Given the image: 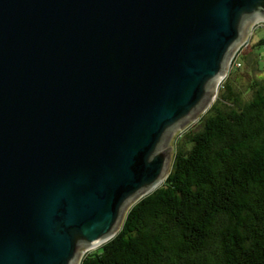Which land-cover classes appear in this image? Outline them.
<instances>
[{
  "label": "water",
  "instance_id": "obj_1",
  "mask_svg": "<svg viewBox=\"0 0 264 264\" xmlns=\"http://www.w3.org/2000/svg\"><path fill=\"white\" fill-rule=\"evenodd\" d=\"M262 19L264 0H0V264L111 239Z\"/></svg>",
  "mask_w": 264,
  "mask_h": 264
},
{
  "label": "trees",
  "instance_id": "obj_2",
  "mask_svg": "<svg viewBox=\"0 0 264 264\" xmlns=\"http://www.w3.org/2000/svg\"><path fill=\"white\" fill-rule=\"evenodd\" d=\"M263 44L249 52L258 64L255 49ZM242 53L231 69L242 66ZM261 80L246 91L232 77L224 81L206 112L175 141L166 179L80 264H264Z\"/></svg>",
  "mask_w": 264,
  "mask_h": 264
},
{
  "label": "rangeland",
  "instance_id": "obj_3",
  "mask_svg": "<svg viewBox=\"0 0 264 264\" xmlns=\"http://www.w3.org/2000/svg\"><path fill=\"white\" fill-rule=\"evenodd\" d=\"M254 24L255 23H253L251 25L249 33H248L246 39L239 45V47L237 48V51H236V54L239 51H243L242 54H244L245 57H246L245 59L242 58V60H241L242 61V66L239 69H231L230 65H228V70L226 71V76L224 77V79L216 87V91H215L211 101L205 107V109L197 117H195L190 123H188L184 128H182L174 136L173 142H172L173 155H172L171 163H170V166H169V169H168L167 173L170 172V170L172 168V165H173L174 151H175V141L182 134H184L185 131H187L189 128H191L200 119V117L206 112V110L209 108V106L213 103V101L215 100L216 96L218 95L219 89L222 87L224 81L228 77H232V79L236 80V82H237L236 86L239 87L240 89L245 90V91H246V89L249 88V85L254 80H257L259 78L262 79L261 83L264 84V77H263L264 76V44L263 45H258L256 47V49H255V51L259 54V62H260L259 64L256 61L253 60L254 55L249 53V52H252L251 48H253L254 44L258 43L261 39H264V26H262V24H264V20L263 21L259 20V22L256 23L257 24L256 28H255ZM249 97L250 96H247V98H249ZM141 197H142V195L140 197H138L133 203H131L130 206L127 208L119 229L121 228V226H122V224L124 222V219L126 217V214H127L128 210L130 209V207L136 201H138ZM100 246H102V244ZM100 246H98L97 248H93V250L91 249V250L87 251L86 253H88L90 251H94L96 249H99ZM83 256L80 258L79 264L81 263V260H82Z\"/></svg>",
  "mask_w": 264,
  "mask_h": 264
},
{
  "label": "built area",
  "instance_id": "obj_4",
  "mask_svg": "<svg viewBox=\"0 0 264 264\" xmlns=\"http://www.w3.org/2000/svg\"><path fill=\"white\" fill-rule=\"evenodd\" d=\"M261 21H263V20H261ZM258 22H259V21L255 22V24H254V25H255V28L257 27V26H256V25H257L256 23H258ZM259 24H260V23H259ZM260 26H261V25H260ZM262 26H264V24H262ZM236 55H237V54H236V52H235V54H234V56H233V58H232V60H231L230 67L233 65V60L235 59ZM237 65L240 66L241 63L237 62Z\"/></svg>",
  "mask_w": 264,
  "mask_h": 264
},
{
  "label": "bare ground",
  "instance_id": "obj_5",
  "mask_svg": "<svg viewBox=\"0 0 264 264\" xmlns=\"http://www.w3.org/2000/svg\"><path fill=\"white\" fill-rule=\"evenodd\" d=\"M262 20H264V19H262ZM164 178V177H163ZM162 181V180H161ZM104 242V241H103ZM103 242H101V243H99V244H97V245H95V246H93V247H91V248H88V249H86L84 252H83V254L85 255V253L87 252V251H89V250H93V248H97L98 246H100L101 244H103ZM82 254V255H83ZM82 255H81V257H82ZM80 257V258H81ZM79 262H80V260H79Z\"/></svg>",
  "mask_w": 264,
  "mask_h": 264
}]
</instances>
